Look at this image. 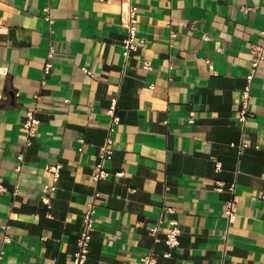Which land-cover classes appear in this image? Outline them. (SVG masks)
Returning <instances> with one entry per match:
<instances>
[{
    "label": "crops",
    "instance_id": "0c3cea01",
    "mask_svg": "<svg viewBox=\"0 0 264 264\" xmlns=\"http://www.w3.org/2000/svg\"><path fill=\"white\" fill-rule=\"evenodd\" d=\"M133 2L144 43L125 57L128 0H0V264H71L92 197L85 264H142L151 250L158 264H264V61L255 116L237 117L264 0ZM113 97L110 175L94 182ZM166 207L182 229L174 248L149 233Z\"/></svg>",
    "mask_w": 264,
    "mask_h": 264
},
{
    "label": "built area",
    "instance_id": "2783aa9c",
    "mask_svg": "<svg viewBox=\"0 0 264 264\" xmlns=\"http://www.w3.org/2000/svg\"><path fill=\"white\" fill-rule=\"evenodd\" d=\"M242 9L244 11H248L250 9L249 6H243ZM48 15L46 19L50 22H53V19L50 15V7L46 8ZM137 5L134 4L133 0H128V7L126 8V16L123 19V24L127 28V34L122 41L123 46V55L128 57L132 50H136L139 45L144 43V39L138 35V27H137ZM176 33L171 32V37H175ZM262 41L259 44L253 45L252 53L254 58L250 63L249 70L246 74V84L241 91V101L240 107L238 110V120L242 125L249 119L255 116V113L250 108V103L252 99L251 95V86L256 74L258 67L264 61V29L261 31ZM209 67L212 68L210 61H208ZM46 70L49 69L50 63H47L45 66ZM145 68H151V62L146 61L144 63ZM87 73L93 75L91 71L85 69ZM149 88H154V84H150ZM117 109V98H112V103L109 108V113L112 115L111 123L108 127V135L104 141V143L100 147L99 152V161L95 165V171L91 174V178L94 182H99L103 179H106L110 175V171L105 167V162L111 160L114 153V140L112 138V132L114 131L115 124L119 123L120 117L116 115L115 111ZM25 120L23 123V127L26 131L27 139L26 144H30L32 141V137H34L38 130L39 120L36 116V108H31L26 111ZM242 146H246V143H242ZM82 149V148H80ZM20 159L23 156L20 154L18 156ZM215 167L217 170L221 168V162L215 161ZM21 166H17V169H20ZM50 171H52L55 179L59 177L60 173V164L49 166ZM216 188L219 191H223L226 188V184L222 181H217ZM229 191H233L235 189V183H230L227 186ZM7 190V187L0 181V196ZM99 193H96L98 195ZM87 207L83 214V229L81 231L80 236L77 240V249L74 252L73 259L71 264H85L90 253V241L92 237V231L95 228V213H96V200L95 197L91 198L87 202ZM170 214L168 219L164 218V214ZM157 223L152 226L149 230L150 235L153 236L155 241L163 240L169 247L174 248L177 247L180 243V235L182 233L180 221L173 215L175 214V208L166 207ZM224 214L228 222H234L238 215L237 202L235 198H230L225 202ZM162 234V236H161ZM165 256H170V252L164 253ZM142 264H158L157 254L151 250L144 255L141 256Z\"/></svg>",
    "mask_w": 264,
    "mask_h": 264
}]
</instances>
